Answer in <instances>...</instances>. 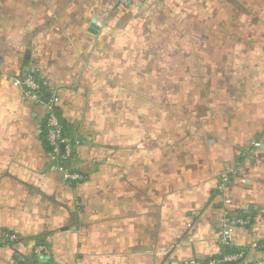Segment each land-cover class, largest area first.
<instances>
[{
	"label": "crops",
	"instance_id": "obj_1",
	"mask_svg": "<svg viewBox=\"0 0 264 264\" xmlns=\"http://www.w3.org/2000/svg\"><path fill=\"white\" fill-rule=\"evenodd\" d=\"M237 3L254 6L0 0V264H204L240 249L264 261V15ZM156 54L184 56L179 111ZM31 67L58 91L82 180L49 155L45 109L24 95ZM237 217L249 223L225 222Z\"/></svg>",
	"mask_w": 264,
	"mask_h": 264
},
{
	"label": "built area",
	"instance_id": "obj_2",
	"mask_svg": "<svg viewBox=\"0 0 264 264\" xmlns=\"http://www.w3.org/2000/svg\"><path fill=\"white\" fill-rule=\"evenodd\" d=\"M23 87L25 98L32 100L36 105H41L45 109L44 138L48 147L49 155L57 162L63 172V179L68 182H77L83 179V175L69 168L66 164L75 158V146L77 141L72 140L65 134L64 123L58 111L59 94L58 91L48 85L43 80L34 67L29 68L23 77ZM227 223L235 225H247L249 219L237 217L225 220ZM33 252L37 259L48 254L49 248L44 243H36ZM245 251L240 249L237 252L230 253L222 258H211L204 264H264L263 260H255L251 263L241 262ZM188 264H201L197 261H190Z\"/></svg>",
	"mask_w": 264,
	"mask_h": 264
},
{
	"label": "rangeland",
	"instance_id": "obj_3",
	"mask_svg": "<svg viewBox=\"0 0 264 264\" xmlns=\"http://www.w3.org/2000/svg\"><path fill=\"white\" fill-rule=\"evenodd\" d=\"M238 1V0H237ZM250 1L252 4H254V6H251V8L249 9L248 7H244V5L237 3L235 6L229 8L231 13H239V14H243L245 13V11H257L259 12L261 15H264V6H259V0H248ZM192 8V11L195 10V8L193 7H188L185 8L186 11H190V9ZM227 10V8H221L222 10ZM178 10V7L173 8V11ZM178 25V24H177ZM169 34H172V36L178 32V29L176 28L175 24H171V28L169 27ZM153 42H155V46H163L164 45V41L162 39H158V38H154L152 39ZM179 42L178 40H171V42ZM175 47H179L178 44L176 43ZM173 47V48H175ZM130 57V59H134L135 61L139 59V63L143 62V65L147 64V60H148V56L145 55H139V56H128ZM154 61L151 62L154 63V67L156 69V74H157V78H159L160 80H165L163 79L164 77L168 76L172 78V86L168 87H164L161 91L163 92V94L167 95V96H171L172 98V105H171V110L173 111H179L180 108V103H179V96H180V72L178 70V65L180 63V58L184 57V56H179V55H163V54H156V55H151L150 56ZM197 56L196 55H189L187 56L188 59V63H192L194 64L197 61ZM172 63L173 65V69L170 71V69H168L167 64L169 65V63ZM166 64V66H165ZM194 74H195V67H191L189 65V70H188V76H189V91H191V89L194 91L196 90L195 88V82L194 80ZM206 89V87L204 88ZM193 94V92H192ZM167 107V104H166ZM190 109V108H189ZM191 110H195V108H191Z\"/></svg>",
	"mask_w": 264,
	"mask_h": 264
},
{
	"label": "trees",
	"instance_id": "obj_4",
	"mask_svg": "<svg viewBox=\"0 0 264 264\" xmlns=\"http://www.w3.org/2000/svg\"><path fill=\"white\" fill-rule=\"evenodd\" d=\"M43 129H44V127H43ZM43 135H44V131H43ZM227 250H229V249H227ZM230 251L235 252L236 250H230ZM225 264H234V263H225Z\"/></svg>",
	"mask_w": 264,
	"mask_h": 264
}]
</instances>
